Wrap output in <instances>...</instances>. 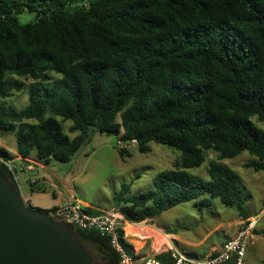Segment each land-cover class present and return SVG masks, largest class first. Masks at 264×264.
<instances>
[{"label":"trees","instance_id":"trees-1","mask_svg":"<svg viewBox=\"0 0 264 264\" xmlns=\"http://www.w3.org/2000/svg\"><path fill=\"white\" fill-rule=\"evenodd\" d=\"M23 12L35 21L19 23ZM27 80L26 107H6ZM253 119L264 124V0H0V137H14L22 160L68 163L94 133L116 135L120 157L131 141L142 154L149 143L179 152L152 189L130 195L122 184L113 196L129 224L213 200L248 219L237 174L210 160L207 180L191 170L208 153L245 152V167L264 174V129ZM0 159L12 160L2 148ZM0 175L19 192L12 167L0 162ZM70 228L93 264L88 246L101 264H118L106 237ZM155 258L169 262L171 252Z\"/></svg>","mask_w":264,"mask_h":264},{"label":"rangeland","instance_id":"rangeland-1","mask_svg":"<svg viewBox=\"0 0 264 264\" xmlns=\"http://www.w3.org/2000/svg\"><path fill=\"white\" fill-rule=\"evenodd\" d=\"M16 18L19 23L25 24L35 21L36 14L23 12ZM57 79L58 75L53 73L52 83ZM24 83L25 89L22 92L13 93L4 101L6 107L17 111L26 107V88L32 82L27 80ZM253 121L264 129V124L255 119ZM69 125L65 124L64 130L70 137H74L75 134L68 132ZM0 144L16 152V142L12 135L0 137ZM117 144L116 135L94 133L68 163L52 160L46 166L42 163L37 166L22 161L14 162L18 191L30 201V208L34 210H48L75 198L97 204L108 212H116L113 211L115 208L111 201L122 184H130V195L144 193L153 188L154 176L173 169L179 158L178 151L154 143L147 144L148 152L145 154L140 153L134 143L121 144L120 147L125 148L127 154L120 157ZM32 159L36 161L34 153ZM209 160L237 174L240 189L245 196H249L245 208L249 218L257 220V227L246 254V262L261 264L264 259V174L245 167L252 160L245 152L234 159L220 161L215 153H208L205 163L191 172L207 180ZM20 167L24 170H19ZM32 182L36 184L31 185ZM39 188H43V191L35 190ZM241 222L243 220L236 210L213 200L210 206L204 208H196L191 203L179 205L153 220L125 225L123 233L125 243L133 253L138 252L141 257H155L170 250L201 257L233 236ZM143 232L147 236H143ZM88 247L93 253L95 264H101L95 249Z\"/></svg>","mask_w":264,"mask_h":264},{"label":"water","instance_id":"water-1","mask_svg":"<svg viewBox=\"0 0 264 264\" xmlns=\"http://www.w3.org/2000/svg\"><path fill=\"white\" fill-rule=\"evenodd\" d=\"M0 264H93L67 224L24 201L0 175Z\"/></svg>","mask_w":264,"mask_h":264},{"label":"built area","instance_id":"built-area-1","mask_svg":"<svg viewBox=\"0 0 264 264\" xmlns=\"http://www.w3.org/2000/svg\"><path fill=\"white\" fill-rule=\"evenodd\" d=\"M135 144V141H131ZM0 162L11 166L0 159ZM52 220L63 222L78 230H93L106 237L110 248L118 257V264H247L246 254L257 227V220L249 218L241 222L235 234L223 242L217 249L205 256L179 253L170 250L169 262H163L153 256L141 257L138 252H129L120 239V230L126 222L118 212L88 214L78 201L73 200L61 207L50 209L46 213ZM123 240L124 233H123Z\"/></svg>","mask_w":264,"mask_h":264},{"label":"crops","instance_id":"crops-1","mask_svg":"<svg viewBox=\"0 0 264 264\" xmlns=\"http://www.w3.org/2000/svg\"><path fill=\"white\" fill-rule=\"evenodd\" d=\"M0 148L5 149V150L10 154V156H11V158H12V160L9 161V164L11 165L13 171L15 172V180H16V182H17V177H16V165H13L12 163L17 162V161H22V162H24V163H26V164H33V165H37V166H40V165H41L39 162L34 161L32 158L22 160V159L17 155L16 152L9 151V150H8L4 145H2V144H0ZM19 170L23 171L24 168H21V167H20ZM32 183H33V182H32ZM21 196H22V195H21ZM22 198H23L24 201L30 206V201H28L26 198H24V196H22ZM112 198H113V197H112ZM73 200L78 201V202H79L84 208L93 210V211L95 212V214H99V213H101V212H108V211H106L105 208H103V207H101V206H99V205H97V204H94V203H88V202L85 201V200H77V199H75V198H72L70 201H64V202H63L62 204H60V205H54V206H52L50 209H52V208H57V207H61V206H63L64 204L69 203V202H71V201H73ZM111 205H112V201H111ZM111 205H110V207H111ZM110 207H109V208H110ZM50 209H48V210H50ZM113 211H116V210H113ZM116 212H117V211H116ZM142 223H143V222H142ZM126 224H127V223H126ZM128 224H129V223H128ZM231 237H232V236H231ZM209 253H210V252H209ZM209 253H208V254H209ZM161 254H162V253H161ZM160 261H161V260H160Z\"/></svg>","mask_w":264,"mask_h":264},{"label":"bare ground","instance_id":"bare-ground-1","mask_svg":"<svg viewBox=\"0 0 264 264\" xmlns=\"http://www.w3.org/2000/svg\"><path fill=\"white\" fill-rule=\"evenodd\" d=\"M145 232H146V231H145ZM142 235H143V236H147V234H146V233H144V232L142 233Z\"/></svg>","mask_w":264,"mask_h":264}]
</instances>
